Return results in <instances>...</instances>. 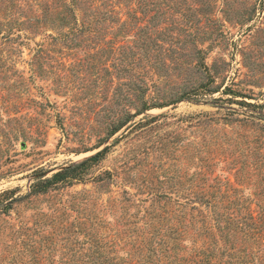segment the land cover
<instances>
[{"label":"rangeland","instance_id":"1","mask_svg":"<svg viewBox=\"0 0 264 264\" xmlns=\"http://www.w3.org/2000/svg\"><path fill=\"white\" fill-rule=\"evenodd\" d=\"M106 146L81 181L25 197ZM12 189L0 264H75L95 239L139 261L157 214L188 224L204 193L264 264V231H240L264 213V0H0V195ZM88 211L97 223L79 228Z\"/></svg>","mask_w":264,"mask_h":264},{"label":"trees","instance_id":"2","mask_svg":"<svg viewBox=\"0 0 264 264\" xmlns=\"http://www.w3.org/2000/svg\"><path fill=\"white\" fill-rule=\"evenodd\" d=\"M243 104H245V106H253L251 103L244 102ZM119 128L120 127L116 128L112 134L117 132ZM108 150L109 146H106L89 158L72 162L70 166L53 173L51 176H41L37 178L31 184L30 192H28L25 197L36 194H46L49 191H54L61 187L72 186L74 181H81L84 172L89 169L92 163L98 162L103 158ZM14 194L15 190L12 189L4 191L0 195V209L5 211L12 208V203L20 198L14 197ZM216 202V198L206 193L191 198L188 203L190 205V210L188 212L189 216L187 218L188 224H184L182 222L184 220L183 217L175 212H169L172 214L171 217H174L176 220L175 224L171 220V217L163 216L162 213L157 214V225L150 226L149 234L151 237L147 239H154V243L138 244L137 248L134 250V255L136 257L141 254V259L139 261L136 260V258L130 259V252H127L128 258L125 260L120 259V261L117 262L114 258L110 257L115 244L106 246V244L100 243L98 239H95L93 250L84 255H87L89 258H87V260H82L81 258H84V256H80L75 264H255L256 262L262 264L263 255L261 246H251L252 248L245 244L237 246L233 238L229 239V235L232 236V232L228 224L232 223L234 216L231 215L234 213L230 214V211L216 213L214 207L218 206L220 203ZM201 206H209L212 210V214L204 213ZM194 211L196 213H194ZM88 212L87 214H81L80 218H82V220L77 222L79 228H81V224L87 227H93L97 223V217H95L92 212ZM62 216L63 215H60L55 222L63 227L64 220H60ZM248 216L250 220H256L257 223H252V228H250L252 225L250 223L249 227L246 226L244 229H240V231L249 238H252L253 234L256 235L257 233L258 238L262 239V231L264 230L261 224L264 222V213L259 215V219H255L252 215ZM188 228L198 231L199 236L203 237L202 242L197 245V238L191 240L192 246L190 247V252L187 253V256H179L177 252L181 248L179 249L176 243L180 239L182 233L187 232ZM254 229L257 230L256 233ZM77 232L80 231H74V233ZM193 241H195L197 246L194 245ZM219 243H223V245Z\"/></svg>","mask_w":264,"mask_h":264}]
</instances>
